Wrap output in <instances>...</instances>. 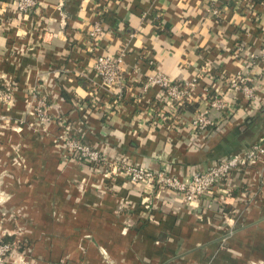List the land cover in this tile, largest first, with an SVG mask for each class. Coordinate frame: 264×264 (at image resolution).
Listing matches in <instances>:
<instances>
[{
	"label": "crops",
	"instance_id": "crops-1",
	"mask_svg": "<svg viewBox=\"0 0 264 264\" xmlns=\"http://www.w3.org/2000/svg\"><path fill=\"white\" fill-rule=\"evenodd\" d=\"M13 2L0 0V90L14 83L11 107L0 102V230L18 246L7 264H264L262 160L230 173L226 215L66 156L56 125L41 129L29 104L44 95L51 117L108 162L186 178L241 154L264 137V65L247 64L262 44L264 0H37L24 16ZM121 50L124 86L98 85L94 56ZM157 71L175 81L202 72L228 109H211L215 124L191 135L184 121L205 95L174 111L158 86L143 87ZM238 72L256 81L252 99L225 86Z\"/></svg>",
	"mask_w": 264,
	"mask_h": 264
},
{
	"label": "built area",
	"instance_id": "built-area-1",
	"mask_svg": "<svg viewBox=\"0 0 264 264\" xmlns=\"http://www.w3.org/2000/svg\"><path fill=\"white\" fill-rule=\"evenodd\" d=\"M36 5L37 0H14L12 10L16 15L24 16L32 12ZM210 13L212 16H219V12L215 8H211ZM102 30V22L100 20L95 21L88 30V37L91 39L92 45L95 46L98 43ZM237 49L239 50L238 52L241 51V47ZM238 52L235 53L237 57L239 56ZM247 58L249 66L253 65L255 67L258 61L264 65V36L259 51L248 54ZM90 71L94 73V76L98 79V82H96L100 86L123 87L126 71L123 63V51L121 50L114 54L107 52L96 54ZM88 75L87 71H79V76L89 82L92 78ZM201 76L202 72H199L189 80L175 81L168 75L157 71L149 75L143 85V87L150 84L158 86L162 98L173 107L174 111L180 106L193 102L197 90L205 95V99H200L199 105L192 117L184 121L188 132L193 136H197L202 130L215 124L209 114L211 109L219 111L228 109L227 102L222 97V91H213L206 85L202 86L200 84ZM263 77L264 73L262 74ZM223 82L230 92L233 94L242 93L248 99H252L258 90V85L253 78H249V76L239 72L225 77ZM91 91L94 90L92 89ZM45 98L44 95L31 93L29 98L30 114L35 117L34 119L39 124L38 126L43 130H48L51 122L56 125V140L61 144L66 156L84 160L92 166L105 164L104 174L106 176H122L131 183H146L154 187L156 186L157 189L174 191L180 194L188 205L198 206L202 200H205L208 204L217 203L221 207L224 206L223 194L226 190L223 185L230 173L239 168L254 164L259 159L264 162V137L258 138L243 153L222 158L186 178H180L166 170H148L126 161L115 160L108 162L99 150L77 139L69 132L64 117H51ZM13 101L14 83H6L0 90V102L11 107ZM144 207L148 208V204L146 203ZM231 233L229 231L228 234L230 235ZM225 238L227 239L228 237ZM225 238L222 239V244H224ZM17 248V241L6 240L0 230V264H7L9 257L17 252Z\"/></svg>",
	"mask_w": 264,
	"mask_h": 264
},
{
	"label": "trees",
	"instance_id": "trees-1",
	"mask_svg": "<svg viewBox=\"0 0 264 264\" xmlns=\"http://www.w3.org/2000/svg\"><path fill=\"white\" fill-rule=\"evenodd\" d=\"M183 106H184V105H183ZM260 137H263V136H260ZM260 137H258V138H260ZM258 138H257V139H258ZM257 139H256V140H257ZM256 140H255V141H256ZM255 141H253V142L250 144V146H251ZM85 162H86V161H85ZM87 163H88V162H87ZM89 164H90V163H89ZM214 205H215V204H214ZM216 205H218V204H216ZM218 207H219V208H218L219 210H222V211L224 212V213L222 212L223 214H225V212H227L226 215H231V212L228 210V208H224L223 206L221 207L220 205H218ZM216 209H217V207H216Z\"/></svg>",
	"mask_w": 264,
	"mask_h": 264
},
{
	"label": "rangeland",
	"instance_id": "rangeland-1",
	"mask_svg": "<svg viewBox=\"0 0 264 264\" xmlns=\"http://www.w3.org/2000/svg\"><path fill=\"white\" fill-rule=\"evenodd\" d=\"M221 247H223V246H221Z\"/></svg>",
	"mask_w": 264,
	"mask_h": 264
}]
</instances>
